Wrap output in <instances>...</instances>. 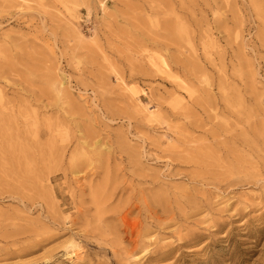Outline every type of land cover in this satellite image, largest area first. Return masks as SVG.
<instances>
[{"label": "rangeland", "instance_id": "obj_1", "mask_svg": "<svg viewBox=\"0 0 264 264\" xmlns=\"http://www.w3.org/2000/svg\"><path fill=\"white\" fill-rule=\"evenodd\" d=\"M17 3L0 0V264H264V0Z\"/></svg>", "mask_w": 264, "mask_h": 264}, {"label": "bare ground", "instance_id": "obj_2", "mask_svg": "<svg viewBox=\"0 0 264 264\" xmlns=\"http://www.w3.org/2000/svg\"><path fill=\"white\" fill-rule=\"evenodd\" d=\"M2 2L4 3H13L14 0H2ZM18 4V11L22 12L24 11V7L27 6L24 3V0H21V3H17ZM150 64L153 67L154 71L156 73H158L161 76H164L166 78L172 79V80H177V78L175 76H173L171 74L170 68L168 66V63L162 58H158V59H150ZM119 84L121 86V89L123 91L126 90V85L124 84L123 81L119 80ZM50 86L52 87V91H54L56 89L53 88V84H50ZM61 83L59 84V87H57L56 94L58 96H60L63 93V89H61ZM67 93V92H66ZM174 95L178 98V103H181L182 100H184L185 98L190 97V92H188V90H186L185 88H183L182 86H178L175 88V92H173ZM1 98V97H0ZM132 102L135 105V107H137L140 112L142 113L143 118L147 121V122H153L155 121V119L158 116V110L157 109H152V107L150 106V104H143L141 101V98L138 95H134V97L132 98ZM13 119L10 117H6L0 114V124H2L3 122H11ZM3 125V124H2ZM71 252L70 255L75 256V257H79V254L77 253V251H75V245H71Z\"/></svg>", "mask_w": 264, "mask_h": 264}]
</instances>
